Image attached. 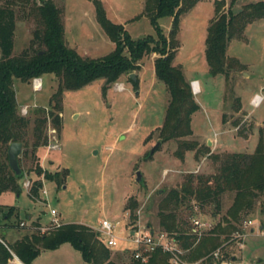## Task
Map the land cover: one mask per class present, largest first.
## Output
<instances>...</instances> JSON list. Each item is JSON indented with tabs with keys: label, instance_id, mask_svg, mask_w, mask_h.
<instances>
[{
	"label": "rangeland",
	"instance_id": "obj_1",
	"mask_svg": "<svg viewBox=\"0 0 264 264\" xmlns=\"http://www.w3.org/2000/svg\"><path fill=\"white\" fill-rule=\"evenodd\" d=\"M52 1L61 10L63 38L67 46L74 48L80 56L90 58L113 50L114 43L95 21L91 0ZM99 1L107 19L122 24L132 39L149 34L156 37L150 19L142 14L144 0ZM230 1L224 0V9L228 8ZM256 1L259 0H235L232 10L237 12L245 3ZM3 3L0 0V5ZM15 10L12 55L27 47L34 25L25 12ZM213 15L214 0H199L179 20V46L173 63L182 66L185 77L197 79L200 84V90L195 93L200 108L192 115V135L186 138L196 140L200 145L206 144L212 152H252L258 139L257 127L264 118V17L248 23L240 39L230 40L227 56L239 63L225 80L223 74L209 73L204 55L206 29ZM171 22L170 16L158 19L165 35ZM155 57L156 54L144 56L139 61V69L132 72L137 79L136 89L128 80L129 75H122L104 94L101 92L102 78L75 90H63L59 129L52 126L51 116L47 113L50 110L49 96L57 84L56 77L41 75L37 90L32 89L31 80L13 79L17 113L28 119V125L27 143L20 145L17 156V165L23 172L19 179L20 192L18 195L12 191L0 193V208H14L7 220L13 224L11 232L24 230L18 222L30 221L27 215L31 219L39 215L42 222L48 221L49 208L55 209L62 219L60 221L82 222L94 231L98 228V221L106 219L115 225L114 233L120 239L127 235L134 223L160 229L158 206L167 192L179 187L188 173L215 171L210 159L201 156L195 160L192 151L185 153L184 160L175 157L176 140L162 143L151 158H146L159 142L158 129L163 123L168 101L165 85L154 75ZM255 94L263 96L259 106L250 103ZM43 116L40 129L46 143L32 148L34 120ZM49 129H54V133H49ZM249 134L247 139L242 138ZM207 139H210L208 144ZM52 142L57 147L46 150ZM37 164L49 172H65L60 176L62 182L57 185L54 181L41 179L40 175L42 186L33 199L26 194L29 186L25 188L22 182L28 181L30 185L37 178L34 170ZM137 171L142 175L140 182L136 181ZM130 199L136 200L135 219L129 210H125ZM231 201V196L224 194L221 211L215 217L211 216L209 208L200 209L193 201L192 210L184 204L174 211L176 222L184 230H190L191 217L195 215L209 220L213 227ZM262 207L261 200H257L253 209L244 213L235 227L227 228V235L222 236L220 246L226 256L236 254L233 264H264V234H259V228L264 230ZM249 219L253 221V231L245 236L244 248L238 250L234 243L227 241L234 230L242 231L243 221ZM0 225L2 227L1 221ZM108 249L114 261L129 260V253L124 252L122 245ZM58 251L63 253L62 256L49 260L45 258L49 256L47 252L41 253L36 264H87L68 244L60 246Z\"/></svg>",
	"mask_w": 264,
	"mask_h": 264
},
{
	"label": "trees",
	"instance_id": "obj_2",
	"mask_svg": "<svg viewBox=\"0 0 264 264\" xmlns=\"http://www.w3.org/2000/svg\"><path fill=\"white\" fill-rule=\"evenodd\" d=\"M1 1L4 3L0 5V193L12 191L15 195L19 194V179L23 172L20 170L19 174H14L10 170L6 150L10 142H18L20 145L27 143L28 119L17 113L13 79L29 82L33 77L43 74L56 77L57 84L49 96L50 110L47 113L51 116L52 126L59 129L63 90H75L94 79L102 78L101 92L104 94L110 84L122 75H129L139 69V61L144 56L156 54L153 59L154 74L165 85L168 93L163 123L158 129L159 145L156 150L162 143L176 140L177 146L173 152L175 157L184 160L185 153L192 151L195 160L206 156L215 166V171L208 174H186L179 187L167 192L158 206L160 229L178 240L184 251L182 258L193 261L219 247L226 229L234 228L241 216L253 209L257 200H261V207L264 208V123L258 129L257 143L252 152H212L206 144L200 145L196 140L186 138L192 135V115L200 106L182 66L174 64L173 59L179 46L177 34L180 16L199 0H144L142 14L150 19L157 35L154 37L149 34L137 40L130 37L122 24L107 19L99 0H91L96 23L114 43L112 51L97 58L80 56L74 48L66 45L61 10L52 0ZM234 2L231 0L228 8L224 9V0H214V15L209 20L204 41L209 73L223 74L225 80L239 63L237 59L227 56L230 40L240 39L248 23L264 17V1L245 3L237 12L232 10ZM15 8L25 12V16L34 25L27 47L12 55ZM163 16L172 19L167 35L158 25V19ZM128 80L136 89L137 79L128 77ZM44 118L34 120L32 148L46 143V137L41 135L40 129ZM153 153H147L146 158H151ZM34 170L37 178L30 182L26 191L33 199L42 186L41 179L54 181L57 185L62 182L61 177L65 172H49L41 169L38 164ZM226 193L232 198L231 204L221 219L199 238L176 222L174 211L184 204L188 210H192V201L200 209L209 208L212 217L217 216L221 211L222 197ZM135 206V199H130L125 205V210H129L134 219ZM13 210L12 206L7 210L0 208V264H30L41 250H53L63 243L76 250L87 264H171L169 254L161 250L152 252L146 262L134 259L130 254L127 262L114 261L96 231L74 222L61 223L41 233L37 229L40 225L38 219L29 222L24 219V225L20 227H24L26 232L8 241L1 230L13 225L6 224ZM223 254L227 257L225 252Z\"/></svg>",
	"mask_w": 264,
	"mask_h": 264
},
{
	"label": "built area",
	"instance_id": "obj_3",
	"mask_svg": "<svg viewBox=\"0 0 264 264\" xmlns=\"http://www.w3.org/2000/svg\"><path fill=\"white\" fill-rule=\"evenodd\" d=\"M191 86L195 88L194 81L191 82ZM31 87L33 90H37L40 87L39 77H33L31 79ZM117 88H121L120 83L117 84ZM262 101L263 96L261 94H255L252 97L250 103L253 106H259ZM49 133H54V129H49ZM56 147L57 144L52 142L47 145L46 150ZM22 185L26 188L29 186V182H22ZM41 193L45 194V190L41 189ZM48 213V221L45 224H40L37 227L38 231L41 233L47 232L62 223L59 220L58 214L54 208H49ZM190 224V232L196 234L198 238L207 230L212 228V223L209 220L197 217L195 215L191 217ZM252 224L253 221L250 219L243 221L242 231L234 230L227 242L234 243L238 250H242L245 246V236H247V234L250 232ZM23 225L24 222L20 221L19 226ZM114 229L115 225L112 222L106 219H101L98 221V228H96V232L100 236L104 246L107 248H116L122 245L123 250L126 253H129L134 259H139L142 262H146L152 252L161 250L162 252L169 254V261L171 264H233V260L231 258L224 256L222 252V245L217 247L209 254H206L196 260L187 261L186 259L182 258L184 251L180 247L178 240L165 230L152 229L149 226L134 223L128 229L127 235L123 239H120L115 235ZM259 234L263 235L264 230L259 228Z\"/></svg>",
	"mask_w": 264,
	"mask_h": 264
},
{
	"label": "crops",
	"instance_id": "obj_4",
	"mask_svg": "<svg viewBox=\"0 0 264 264\" xmlns=\"http://www.w3.org/2000/svg\"><path fill=\"white\" fill-rule=\"evenodd\" d=\"M153 70H154V67H153ZM154 75H155V74H154ZM155 78H156V76H155ZM156 79H157V78H156ZM186 79L189 80L190 82H193V81H194V82H196V84H197V88H196V89L192 87V92H193V94H194V98H195V93H197V92L200 90V84H199V81H198L197 79H188L187 77H186ZM263 123H264V122H263ZM263 123H260L259 125L262 126ZM259 125H258V127H257V135H258ZM249 136H250V134H249L247 137H242V138L247 139ZM206 141H207L206 143L208 144V142L210 141V139H207ZM58 217H60V216L58 215ZM26 218H27V219L30 218L29 220H35V219H38V222H39L40 224H45L46 221H47V220H45V221L42 222L41 217H39V215L35 216V217L32 218V219H31V216H30V215H27ZM22 219H23V218H22ZM59 219H61V217H60ZM23 220H24V219H23ZM23 220H22V221H23ZM61 220H62V219H61ZM23 222H24V221H23ZM28 222H29V221H28ZM61 222H62V221H61ZM64 222H67V221H63L62 223H64ZM74 223H80V224H84V225L88 226L87 224L82 223V222H74ZM6 224H9V222L6 221ZM0 227H1V225H0ZM89 227H90V226H89ZM10 230H12V227H11V226H7V227H5L4 229L1 230L2 233H4L5 238H7L6 240H8V241H12L13 239L20 237L23 233L26 232L25 229H24V230H20V231H18L17 233L11 232ZM251 231H253V228H252V227L250 228V232H251ZM63 244H67V243H63ZM63 244L59 245L57 248H55V249H53V250H41V251L39 252V254H38V255H37V256L31 261L30 264H36V261H37L38 257L40 256L41 253H44V252H47V253H48L49 256H47V255L45 256V258H46V259L48 258V260L51 259V258H58V257L62 256L61 254H63V253L59 252L58 249H59V247L62 246ZM68 245H69V244H68ZM68 251H70V250H68ZM66 254H67V253L64 252V255H65V256H66ZM235 258H236V254L234 253V254H232V256H231V259L234 260ZM258 260H260V259L258 258Z\"/></svg>",
	"mask_w": 264,
	"mask_h": 264
},
{
	"label": "water",
	"instance_id": "obj_5",
	"mask_svg": "<svg viewBox=\"0 0 264 264\" xmlns=\"http://www.w3.org/2000/svg\"><path fill=\"white\" fill-rule=\"evenodd\" d=\"M129 77L132 78L133 80L135 79V75L133 73L129 74ZM210 143V142H208ZM159 145V142L156 143V145L151 149L150 154H152L157 146ZM20 152V143L18 142H10L7 146L6 154H7V163L10 168V170L14 174H19L20 169L17 165V156ZM141 173L139 171L136 172V181L140 182L141 181Z\"/></svg>",
	"mask_w": 264,
	"mask_h": 264
},
{
	"label": "bare ground",
	"instance_id": "obj_6",
	"mask_svg": "<svg viewBox=\"0 0 264 264\" xmlns=\"http://www.w3.org/2000/svg\"><path fill=\"white\" fill-rule=\"evenodd\" d=\"M194 87H195V89L197 88V84H196V82H194Z\"/></svg>",
	"mask_w": 264,
	"mask_h": 264
}]
</instances>
